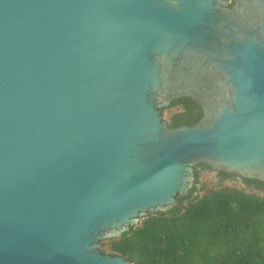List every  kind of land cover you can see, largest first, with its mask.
Instances as JSON below:
<instances>
[{"label":"water","instance_id":"water-1","mask_svg":"<svg viewBox=\"0 0 264 264\" xmlns=\"http://www.w3.org/2000/svg\"><path fill=\"white\" fill-rule=\"evenodd\" d=\"M198 162L264 181V0H0V264H132Z\"/></svg>","mask_w":264,"mask_h":264},{"label":"trees","instance_id":"trees-1","mask_svg":"<svg viewBox=\"0 0 264 264\" xmlns=\"http://www.w3.org/2000/svg\"><path fill=\"white\" fill-rule=\"evenodd\" d=\"M162 111L171 126L202 115L188 97ZM201 164L210 168L194 165V182L174 207L142 216L119 237L101 241L100 250L132 264H264V181L220 170L216 183H199Z\"/></svg>","mask_w":264,"mask_h":264},{"label":"rangeland","instance_id":"rangeland-1","mask_svg":"<svg viewBox=\"0 0 264 264\" xmlns=\"http://www.w3.org/2000/svg\"><path fill=\"white\" fill-rule=\"evenodd\" d=\"M163 112V111H162ZM164 117L166 114L163 112ZM199 183H216L218 181V175L217 171L206 168V167H200L199 168V176H198ZM230 182L240 184V181L237 177H233Z\"/></svg>","mask_w":264,"mask_h":264},{"label":"flooded vegetation","instance_id":"flooded-vegetation-1","mask_svg":"<svg viewBox=\"0 0 264 264\" xmlns=\"http://www.w3.org/2000/svg\"><path fill=\"white\" fill-rule=\"evenodd\" d=\"M180 97H188V98H190L189 96H179V97H177V98H180ZM173 99H176V98H173ZM190 99H191L192 101L196 102V101L193 100L192 98H190ZM171 100H172V99H171ZM171 100H170V101H171ZM170 101H169V102H170ZM196 103H197V102H196ZM168 104H169V103H168ZM168 104H167V105H168ZM197 104H198V103H197ZM198 105H199V104H198ZM165 106H166V105H165ZM199 106H200V105H199ZM200 108H201V106H200ZM201 110H202V108H201ZM197 120H198V119H197ZM197 120H196V121H197ZM167 122H168V121H167ZM168 124H169V123H168ZM181 124H182V123H181ZM185 124H186V123H185ZM169 125H170V124H169ZM200 167H203V165L201 164ZM200 167H199V168H200Z\"/></svg>","mask_w":264,"mask_h":264}]
</instances>
